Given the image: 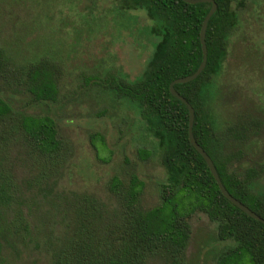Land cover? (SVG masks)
Returning <instances> with one entry per match:
<instances>
[{"label":"trees","instance_id":"trees-1","mask_svg":"<svg viewBox=\"0 0 264 264\" xmlns=\"http://www.w3.org/2000/svg\"><path fill=\"white\" fill-rule=\"evenodd\" d=\"M116 1L122 11L143 10L151 22L149 33L156 38L145 76L137 81L111 79L107 88L137 107L156 140L166 173L160 185V202L150 208L140 205L144 183L136 176L127 181L117 175L109 178L107 189L114 197V206L76 191L51 197L52 191L46 192L34 178L26 181L23 192L15 182L16 163L6 154L7 149L21 146L57 165L64 142L50 115L17 111L0 97V264H27L26 255L32 249L43 253L51 264H145L154 255L183 264L191 232L188 218L196 210L216 224L219 240L230 241L214 264H264V224L223 196L205 160L189 142L186 105L169 90L173 79L193 73L201 61L199 31L211 4ZM214 1L217 8L205 31V67L196 78L176 83L174 88L193 107L192 134L212 159L224 187L264 219V194L252 189L257 173L232 168L251 139L233 126L220 131L216 113L207 102V89L223 74L233 31L242 27L239 12L244 6L242 0ZM255 47L259 52L254 56L256 61H264V54ZM251 57L242 52L238 59L247 62ZM61 74L60 65L49 58L15 65L0 48V79L18 83L36 103L56 101ZM90 139L93 143L103 137L94 133ZM244 151L254 152L249 143ZM139 153L142 159L150 156L149 151Z\"/></svg>","mask_w":264,"mask_h":264},{"label":"rangeland","instance_id":"rangeland-1","mask_svg":"<svg viewBox=\"0 0 264 264\" xmlns=\"http://www.w3.org/2000/svg\"><path fill=\"white\" fill-rule=\"evenodd\" d=\"M242 4V27L230 38L223 74L207 89V102L216 104V122L222 132L242 115H260L264 109L258 97L250 93L264 92V61L255 58L259 55L255 46L264 54V0H242ZM150 24L143 10L122 11L116 0H0V48L6 56L15 65L49 58L62 71L54 102L36 103L18 83L0 79L1 98L17 111L50 115L64 142L57 165L21 146H10L11 154L7 149L6 154L16 163L15 182L23 192L26 181L34 178L46 192L52 191L51 197L76 191L114 206V197L107 189L109 178L117 175L127 181L136 176L144 183L140 205L150 208L160 202V185L166 173L156 140L147 131L137 107L107 88L111 79L137 81L150 70L156 40L149 33ZM242 52L253 58L240 61ZM94 133L102 135L103 140L92 143ZM144 150L150 156L142 159L139 152ZM232 168H239L241 173L253 169L257 173L253 192L264 194V152L243 150ZM33 190L36 192L37 186ZM37 213L41 215L40 210ZM34 214L36 221L38 214ZM188 224L191 232L183 264H214L230 241L217 238L216 224L201 211L196 210ZM37 251L32 249L26 255L27 264H51ZM145 264L172 263L154 255Z\"/></svg>","mask_w":264,"mask_h":264},{"label":"water","instance_id":"water-1","mask_svg":"<svg viewBox=\"0 0 264 264\" xmlns=\"http://www.w3.org/2000/svg\"><path fill=\"white\" fill-rule=\"evenodd\" d=\"M185 2L188 3H198V2H209L211 4L209 10L207 11L205 17L202 20L201 26H200V31H199V41H200V45H201V53H202V57H201V61L198 65V67L196 68V70L186 76L183 77H178L173 79L170 83H169V90L170 92L176 96L179 100H181L187 107L188 109V129H187V133H188V139L189 142L191 143V145L198 151V153L203 157V159L206 162V165L208 166L219 190L221 191V193L223 194L224 197H226L231 203H233L235 206H237L239 209H241L243 212H245L247 215H249L250 217L259 220L260 222H262L264 224V219L262 217H260L258 214H256L253 210H251L248 206H246L245 204H243L241 201H239L238 199H236L234 196H232L228 190L224 187V185L221 182V179L216 171V168L213 164L212 159L210 158V156L206 153V151L197 143V141L195 140L193 134H192V125H193V118H194V110L193 107L191 106V104L182 96L180 95L174 88V84L176 83H184V82H188L193 80L194 78H196L199 73L203 70V68L205 67L206 64V59H207V48H206V43H205V31H206V26L208 23L209 18L211 17V15L215 12L216 8H217V4L214 0H184Z\"/></svg>","mask_w":264,"mask_h":264},{"label":"flooded vegetation","instance_id":"flooded-vegetation-1","mask_svg":"<svg viewBox=\"0 0 264 264\" xmlns=\"http://www.w3.org/2000/svg\"><path fill=\"white\" fill-rule=\"evenodd\" d=\"M258 76L255 78L257 79ZM245 93H247V90H244ZM252 95L258 97L259 100V105L260 107L264 108V92L261 91V93H263V95H261V93H259V91H257L256 93H252L250 92ZM260 95V96H259ZM262 96V97H261ZM233 101V100H232ZM258 102V101H256ZM255 102V103H256ZM230 103V102H229ZM215 107L216 104L212 105V109L215 112ZM241 110H246L244 108H240ZM264 110V109H263ZM261 110L260 115H258L257 113H253L252 115H250L249 117L247 116V114H245V111H243L245 115H242V117H239L234 123H232V126L234 127V129H238V132L241 133L242 135H248L250 138H255L256 141L255 143L250 142V141H246V144L242 147V150H246L248 148V143H249V147L253 148L254 152H264V149H262V147H264V111ZM228 128V127H227ZM224 131H226V129ZM247 136V137H248ZM231 138V137H229Z\"/></svg>","mask_w":264,"mask_h":264}]
</instances>
